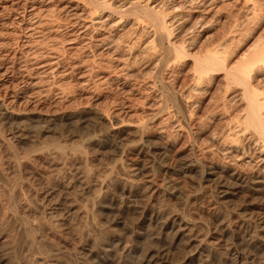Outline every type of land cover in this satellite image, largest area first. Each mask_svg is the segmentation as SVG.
<instances>
[{"label": "rangeland", "instance_id": "374dc122", "mask_svg": "<svg viewBox=\"0 0 264 264\" xmlns=\"http://www.w3.org/2000/svg\"><path fill=\"white\" fill-rule=\"evenodd\" d=\"M144 1L164 13L167 42L182 54L168 55L148 17L106 12L92 21L87 0H0V99L14 111L0 115V264H70L72 249L80 257L113 249L118 264H264V231L257 239L234 235L242 222L264 220V182L253 192L219 188L235 171L264 180V136L248 125L242 87L223 67L196 70L209 52L220 50L229 68L264 52V0ZM23 8L40 14L38 31L22 23ZM262 61L250 78L264 116ZM140 126L149 150L135 146ZM14 150L37 152L22 167L15 213L8 202L18 172ZM116 161L133 190L154 181L130 199L139 209L125 215L130 224L144 208L161 211L157 227L146 222L141 235L112 224L108 204L96 224L87 221V197ZM27 221L37 245L53 246L51 252L31 253Z\"/></svg>", "mask_w": 264, "mask_h": 264}, {"label": "bare ground", "instance_id": "6f19581e", "mask_svg": "<svg viewBox=\"0 0 264 264\" xmlns=\"http://www.w3.org/2000/svg\"><path fill=\"white\" fill-rule=\"evenodd\" d=\"M87 5L89 6V13L87 15L89 16V18H91L92 21H95V19H97V17L99 15H101L102 13H106V12H110L111 14L112 13H119L121 15L122 19H123V16H129V15L133 16V18H135V19H140L142 17H146V18L148 17L149 20L152 22L151 25H153V28H154V30H153L154 35L153 36L156 37V39L157 38L159 39L158 42L160 41L164 45L165 42L170 40V39H168L169 38L168 34H166L168 28L166 25L164 13L161 10H159V7L157 8L156 5L148 4L145 1L140 2V0L129 1L127 4H123V5L121 4L120 6L119 5L118 6L112 5L109 2V0L108 1L107 0H87ZM24 8H23V10H24ZM23 10H22L23 13L21 12V14H23V16H22L23 20L21 19L22 23H26L27 21H29V22H27L28 23L27 26L29 28H27V29H29L30 32L38 31L39 28H41L40 25L42 26V22L39 20L40 14L36 15L35 12H34V14H32V12L31 13L29 12L30 14H27V13H25V10L24 11ZM109 15L110 14H108V16ZM118 19H119V17H118ZM24 20H26V22ZM117 21L119 22V20H117ZM120 22H121V19H120ZM138 22H140V21L138 20ZM162 44H161V47L163 48ZM164 47H165L164 49L166 50V52H168V55H170L169 53L173 54L172 53L173 51H174V55L175 54L179 55V53L182 52L181 49L175 47L172 43L170 44L167 42V45H164ZM214 51H216V50L214 49ZM219 52H220V50H217L216 52H213V53L209 52L206 56H203L202 59H198L197 65H196L197 66L196 70L199 72V74L205 75V73H207L209 71H212V70L216 71L218 69L221 70V68L223 67L226 71L225 76L227 77V79L232 83H236L238 86L241 85L240 87H242V92L240 91L241 96L244 100H246V103L248 105L247 106L248 107V109H247L248 110V114H247L248 125L252 126L256 130H258L259 133H261L264 136V116L261 114L262 104L259 102V99L257 97L258 94L256 93L258 91L255 88H253L254 86L252 85L253 83L251 82L252 79L250 78V76H251L250 73L252 70H254L253 66H256L254 64H256L258 61H261V60L264 61V52H260V53L257 52L258 55L253 57V59H252V56H254V55H252L251 56L252 60L250 59V57H248L249 59H247V61L248 60H250V61H248V62L245 61L246 63H244V61H242V63H243L242 66H236V67H230V68L226 67L224 64L225 60L222 59L221 56L216 54ZM180 54H182V53H180ZM42 89L41 90L38 89L36 91V93H38L40 95L43 92H45V89H43V90ZM20 93L27 94L26 88H23ZM13 112L14 111L9 110L7 103L3 102V100L1 101V99H0V115L9 117V116L14 115ZM16 117H17V115H16ZM10 118H12V117H10ZM143 130H144V126L138 127V132L141 134V137H140L139 142L135 146L139 150H149L150 146H149V142L147 140L148 138L145 139L143 137V134H142ZM160 148H163V146ZM59 150L61 151L63 149L60 147ZM12 152H13V157H14L13 160L15 161V164H16L15 166L17 167L16 170L18 172H17L16 178L14 179V181L12 183L11 196H10V199L8 202H9V208L15 213V211H16L15 196H17L18 193L21 192L19 190L21 189V186H22L23 182L25 181V176H23V174H22V167L25 166L27 164V161H29L31 158L36 157L37 152H36V150L35 151L31 150L30 152H27V153H22L21 151L19 152V150H14ZM122 152L124 153V150H122ZM230 152L233 153V152H236V150H234V151L230 150ZM119 163H120L119 161H116V162L112 163L111 165H109L108 169L106 170V173L102 176V178H99L97 180V182L95 181L96 182V185H95L96 188L93 189L94 191L92 190L93 194H90L91 196L89 195L90 197H87V200H86L87 202L84 205V209H86V212L88 215L87 221L92 219V221L96 224L97 223V217H96L97 211L103 207L102 206L103 204H108V206L110 208V215L112 217V219H111L112 224L122 225L124 228H128L130 230H136L139 232L138 234L141 235L143 233V230L145 229V223L146 222H147L146 227L148 226V228H149V226L151 227V226L158 224L157 222L159 221L160 217L163 215V214L161 215V211L152 210V212H151L150 208H144L141 211V217L139 219V222L135 223V222L131 221L132 223H130V224L128 223L125 215L129 214V212L131 213L132 211H136L139 209L138 207L133 206L132 204H129L130 199L133 196H142L144 190L151 188V186L154 184V181L152 179H148L147 182H145L144 184L142 183V187L144 186V190H142V189H141V191L133 190L132 183L128 179L122 177L121 175L119 176V173H117V171L118 172L121 171L118 169L122 168V167L119 168V166H121V164L119 165ZM198 167L201 170L202 176L203 177L207 176V173L205 172L206 164L204 162H200L198 164ZM212 168L215 170L219 169L218 166H212ZM2 178L3 177H1V175H0V180ZM262 178L263 177L259 176V174H256V173L248 174V173H245L242 171L241 172L235 171L230 176H225V177L221 178V180L219 181L220 192L222 194H226V193H228L229 189L232 187L236 188V189L241 188L244 191H245V189H247L248 191L252 190V192H253L255 189L254 186H256L255 184H260V183L264 182V180ZM3 184H4V182H3ZM19 215H15L16 221L22 220V218ZM174 219H176V218H174ZM253 219H255V218L249 219V223L242 222L239 226H237L234 229V235L238 238L239 237L242 238V235H251L253 239H257L261 235L260 231H262V232L264 231V220H261V219H260V221L257 220L258 222L254 220L255 224L252 226L251 222ZM27 220H29V219H27ZM13 221H15V220H13ZM181 221H183V220H181ZM27 222H29V221H27ZM31 223L32 222H29L28 225H25V223L22 222V224L25 225L24 228H26L25 231H26L27 236L29 237V244H30L29 250L31 251V253L36 254V252H33V251H37V250H38V253H40V255H43V254L45 255L48 252H51L53 249L52 248L53 246H51V248L48 249L46 247V245H44L43 243H42V245H37L38 236L36 234L37 232H35L36 228H34L35 226L33 227V225H31ZM86 224H87V222H86ZM159 224H161V223H159ZM88 225L89 224H87L86 226L88 227ZM156 227H157V225H156ZM251 227L254 230H251L250 229ZM37 230H39V229H37ZM93 231H94V229H93ZM90 232H92V230ZM90 232H88V233H90ZM102 232H103V230L101 231V233ZM93 234H96V232ZM157 234H156V236H157L156 238H160L161 234H163V232H159ZM262 238H264V237H262ZM94 239H96V237ZM94 239H93V243H95ZM27 240H28V238H27ZM261 241H263V240H261ZM48 246H50V245H48ZM170 246L171 245H168L166 248H164V250H162L161 253L159 252L162 255L161 257L168 258L169 253H170V249H171ZM94 248L98 250V248H96L95 246H94ZM102 248H104V247H102ZM112 250L113 249H111V250L105 249V250L101 251L103 254H98V253H94L93 251H90L89 254H84V256H82V257H80V255H78L79 253L74 249L68 250L66 252L68 254L72 255V260H73V263L71 261L72 264H118V262L120 260H118L116 258L117 254H115V255L113 254L115 252V250H114V252ZM35 254H33V255H35ZM39 256L37 257V259H39V258L41 259V256L40 257ZM42 259H43V257H42ZM45 259H43V261ZM147 260H149V259H147ZM32 261H33V259H32ZM38 261L39 260H37V262ZM25 262H27V259ZM37 262H36V264H37ZM141 262L142 261H140V264H141ZM30 263H32V262H30ZM27 264H28V262H27Z\"/></svg>", "mask_w": 264, "mask_h": 264}]
</instances>
